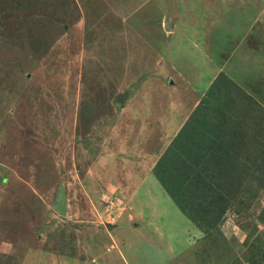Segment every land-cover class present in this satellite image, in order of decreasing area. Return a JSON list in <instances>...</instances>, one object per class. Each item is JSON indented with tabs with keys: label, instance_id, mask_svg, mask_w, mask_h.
Wrapping results in <instances>:
<instances>
[{
	"label": "rangeland",
	"instance_id": "rangeland-1",
	"mask_svg": "<svg viewBox=\"0 0 264 264\" xmlns=\"http://www.w3.org/2000/svg\"><path fill=\"white\" fill-rule=\"evenodd\" d=\"M197 109L194 213L156 168ZM0 264H264V0H0Z\"/></svg>",
	"mask_w": 264,
	"mask_h": 264
},
{
	"label": "trees",
	"instance_id": "trees-1",
	"mask_svg": "<svg viewBox=\"0 0 264 264\" xmlns=\"http://www.w3.org/2000/svg\"><path fill=\"white\" fill-rule=\"evenodd\" d=\"M223 80L224 78H219L213 86V90L215 91V98L213 101L215 100L218 102L219 100L220 94L218 91H221L223 88ZM223 91H225V97L229 95L230 85H226ZM227 103L228 105H226V108L228 110L231 105H229L228 101ZM233 103L238 104L236 102ZM240 108L241 105L236 109L240 111ZM205 111L204 109H197L195 111L190 118V123H187L179 132L177 139L175 140L174 147L167 151L161 161V164H159L156 168V177H158V179L162 182L170 197L178 204L183 212L191 211L197 213V211H199L197 209L200 207H211L212 199H209L208 202H203L201 204L199 202L200 206L194 203V200L197 197L198 189V186L196 185L200 183V180H202V174H198L196 170L198 168H204L203 166L208 167L210 164L207 163L208 159L205 162L206 158L204 157L207 156V153H211V156H209L211 157L209 162L216 158V153L212 152L218 146L217 144L219 141L220 145H225L224 149L228 152L230 147H228L229 144L226 140L229 139L232 132L234 133L228 122L229 116H223V119L217 124H210L211 122H207L206 120L207 116L204 117ZM224 158H219L215 161V164H220V166L225 165V167H228L225 162L227 158ZM162 169H164V173L167 176L172 175L174 177L171 184L167 182L163 176H161ZM213 174L216 175L215 173ZM224 211V205H222V207L219 205V207H216L215 212L204 211L201 213L200 217L201 220L203 219L205 223L210 226L212 221H217L220 218L219 214H222Z\"/></svg>",
	"mask_w": 264,
	"mask_h": 264
},
{
	"label": "water",
	"instance_id": "water-1",
	"mask_svg": "<svg viewBox=\"0 0 264 264\" xmlns=\"http://www.w3.org/2000/svg\"><path fill=\"white\" fill-rule=\"evenodd\" d=\"M123 99V98H122ZM121 99V102H118V106L119 107H123V100ZM55 210L58 211L59 213L61 214H65L66 213V208L65 206L61 205V204H58L55 206Z\"/></svg>",
	"mask_w": 264,
	"mask_h": 264
}]
</instances>
